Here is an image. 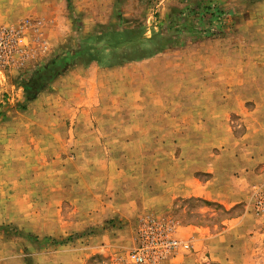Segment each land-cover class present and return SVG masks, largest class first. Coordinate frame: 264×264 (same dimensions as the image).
Listing matches in <instances>:
<instances>
[{
    "label": "rangeland",
    "instance_id": "374dc122",
    "mask_svg": "<svg viewBox=\"0 0 264 264\" xmlns=\"http://www.w3.org/2000/svg\"><path fill=\"white\" fill-rule=\"evenodd\" d=\"M243 1L0 0V30L16 32L15 44L0 52V264H130L128 254L152 220L180 243L158 264H264V223L255 220L264 215V182L233 207L179 191L162 211L155 195L201 185L212 177L208 169L218 172L214 182L226 188L220 193L236 186L242 164L235 157L251 152L241 145L243 120L256 103L239 108L236 42L264 37V22ZM215 9L221 14L213 20ZM130 29L142 38L86 40ZM90 48L99 63L82 58ZM257 48L245 44L243 53ZM143 52L148 57L126 55ZM52 65L61 72L46 75L30 99L24 86ZM78 68L98 71L90 107L74 96L76 82L70 97L52 86ZM219 69L225 91H212L208 74ZM148 104L157 108L144 109ZM223 114L225 127L206 123ZM155 121L163 140L154 135ZM245 213L253 218L245 230L212 243ZM190 227L197 230L188 234Z\"/></svg>",
    "mask_w": 264,
    "mask_h": 264
},
{
    "label": "crops",
    "instance_id": "0c3cea01",
    "mask_svg": "<svg viewBox=\"0 0 264 264\" xmlns=\"http://www.w3.org/2000/svg\"><path fill=\"white\" fill-rule=\"evenodd\" d=\"M243 2H247L245 4L247 7H249V12L256 13L257 16H253L256 18V20L259 23L264 22V0H244ZM250 3V5H248ZM251 19V18H250ZM253 19V18H252ZM255 21V20H254ZM251 25H254L253 23ZM259 33L258 36L255 37H240L239 41L236 42V48H235V58L236 62H238V65L236 67V70L234 72V91L236 94H239L240 100H239V108L242 107L244 101L248 100H255L256 103L254 105H251V111L250 113L245 112V115L247 119H244V124L247 125L246 127V135L242 137V146H245L246 143H248V146L251 147V152L248 149H242L241 153L242 155L238 154L237 157H235L236 162H240L242 164V168L239 171V178L237 181L234 182V185L229 190H225L226 194L220 193L224 189L223 187L217 186L214 182L215 177L217 176V173L215 170L208 169L207 171L212 173V177L210 180L204 182L201 185H196L194 182H186L185 185L180 186L181 190L179 188H175V186L170 191L164 192V193H155L157 197V205L160 210H167L170 209L173 205L174 199H177L179 196H182L179 191H185L186 196H203L206 199L215 200L220 202L226 207H233L237 204H246L248 202V198L250 195V191L252 186L256 184H260L264 182V170L260 169L261 160L264 156V37ZM257 38V39H256ZM250 44L252 47L257 46L258 53H254L253 51L247 55L243 53V45ZM256 55V56H255ZM144 63H148L146 65H150V61L148 59L144 60ZM244 65L248 66L250 65L252 68L250 71H247L244 69ZM190 65L188 64V67ZM81 70L73 69L71 71H67L65 75L58 76L57 79H54L52 82V86L59 87V92L64 88L65 91H63L64 94L68 95L67 97H70L69 88L70 82H76L75 86L76 90L74 92V96L77 98V95H80L81 103L80 106L90 107L89 100L91 95V89L93 88V78H95V73L98 72L95 71H89V70ZM189 70V68H188ZM215 75H210L213 80L216 81L215 86L211 87L210 90L212 91H222L225 89L221 86V81L226 78V73L222 69H219L218 71H213ZM140 75L145 76V74L140 72ZM218 81V82H217ZM61 87V88H60ZM80 89V90H79ZM67 90V91H66ZM249 94V96H246ZM245 95V97H244ZM78 99V98H77ZM76 99V100H77ZM262 102L261 104L259 102ZM144 109H153L155 110L157 108L156 104H148V106L143 105ZM223 109H226L222 107ZM148 111L146 112V114ZM244 112H241L243 114ZM156 114V113H154ZM249 118V119H248ZM226 117L223 114L222 117L219 116H213L209 120H207L206 123L211 125H216L219 128L220 126L226 125ZM78 120L74 121V124L72 127H70V130L74 131V134L76 131L79 130L78 126ZM111 123H107L106 128H108L110 133H112V129L107 127ZM155 130L154 135L157 137L158 140H163V132L160 125L155 121ZM74 127V129H72ZM106 132V131H103ZM145 133L144 130H142L139 134ZM207 134V133H206ZM216 138V137H214ZM213 139V138H210ZM250 142V143H249ZM250 144V145H249ZM247 146V147H248ZM246 148V147H245ZM241 149V148H239ZM249 155H253V158L248 157ZM241 158V160H239ZM264 161V160H263ZM262 168V167H261ZM262 170V171H261ZM242 174L245 177L242 178ZM232 174H229L226 176V178L231 177ZM241 178V179H240ZM260 180V181H259ZM259 182V183H258ZM179 187V186H178ZM183 188V189H182ZM263 218V219H262ZM258 223H264V215L259 218L255 219ZM253 221V218L251 215L245 213L242 215L239 220H236L233 224L227 225L223 228V231L216 235L213 238L212 243H215L217 245H220L224 243L225 237L229 233H234L235 230H245L246 225H248L250 222ZM227 224V223H226ZM187 229V228H185ZM181 229L180 231L182 232ZM197 230L193 227H190V229L187 230L188 234L194 232ZM258 231L254 233V235H257ZM249 233L242 234L239 236L240 239H244L246 237H249ZM242 250H244L242 248ZM254 252V251H253Z\"/></svg>",
    "mask_w": 264,
    "mask_h": 264
},
{
    "label": "built area",
    "instance_id": "2783aa9c",
    "mask_svg": "<svg viewBox=\"0 0 264 264\" xmlns=\"http://www.w3.org/2000/svg\"><path fill=\"white\" fill-rule=\"evenodd\" d=\"M16 42V32L13 29L5 28L0 30V52L6 50L11 44ZM180 247L166 227L156 220H152L143 226L139 232V242L137 246L128 254L130 264H158L175 252ZM186 248L187 245H182Z\"/></svg>",
    "mask_w": 264,
    "mask_h": 264
},
{
    "label": "trees",
    "instance_id": "16d2710c",
    "mask_svg": "<svg viewBox=\"0 0 264 264\" xmlns=\"http://www.w3.org/2000/svg\"><path fill=\"white\" fill-rule=\"evenodd\" d=\"M210 13H212V15H213V16H210V17H212L213 20L214 19H218L217 17H214V16H216V13L221 14V12H218V10H216V9L213 10V12L211 10ZM139 29H141V28H139ZM209 30H211V29L209 28ZM125 34L134 35L133 37H135V38L136 37L137 38H140V39L142 38L140 35H138L139 34L138 33V29H130V30H109V31H106V32H104L102 34L98 33V34H96L94 36H90L86 40L89 41V42H99V41H102V39H104V37H106V38L107 37H111L112 38V41L111 40H106V42L109 43L110 41L111 42L116 41V39H115L116 36H123ZM94 53H95L94 50H92V48H90L88 50H84L80 54L82 55V58H87V59H89V60L92 61L95 58ZM126 55H135V56H132V57H134L133 59H143L145 57H148L147 55L144 56L145 55V52L140 53V54H126ZM122 58H124V57H122ZM133 59H129V60H133ZM95 60L98 63L100 62L99 60H97V58H95ZM124 60H126V59H124ZM60 68H62V67H57V66H54V65L49 66L48 68H45L43 70V74H41L39 76L40 77L39 80L36 79V80L32 81L30 84H27V85L24 86V89L26 91V95L30 99H32L34 97V92H36L37 90H39V87H38L39 86V83L42 82L43 80H45L46 75L50 74L48 76L49 77L48 79L53 78L54 76L58 75L61 72L62 69H60Z\"/></svg>",
    "mask_w": 264,
    "mask_h": 264
}]
</instances>
